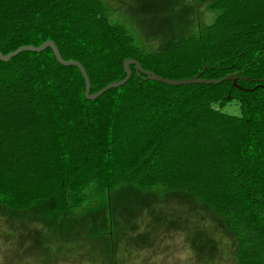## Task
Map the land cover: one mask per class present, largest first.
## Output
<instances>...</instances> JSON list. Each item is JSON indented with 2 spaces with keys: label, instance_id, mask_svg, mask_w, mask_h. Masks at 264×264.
<instances>
[{
  "label": "trees",
  "instance_id": "obj_1",
  "mask_svg": "<svg viewBox=\"0 0 264 264\" xmlns=\"http://www.w3.org/2000/svg\"><path fill=\"white\" fill-rule=\"evenodd\" d=\"M210 24L148 51L101 0H0V51L54 40L81 62L90 93L122 79L136 59L162 77L220 78L171 85L132 73L84 96L74 65L49 47L0 59V205L54 211L83 205L96 182L181 191L216 215L236 264H264V0H212ZM234 100L238 115L223 111Z\"/></svg>",
  "mask_w": 264,
  "mask_h": 264
},
{
  "label": "rangeland",
  "instance_id": "obj_2",
  "mask_svg": "<svg viewBox=\"0 0 264 264\" xmlns=\"http://www.w3.org/2000/svg\"><path fill=\"white\" fill-rule=\"evenodd\" d=\"M148 51H163L213 22L212 0H101ZM223 111L240 112L228 101ZM52 198L27 209L0 205V264H236L222 221L181 191L96 182L71 212Z\"/></svg>",
  "mask_w": 264,
  "mask_h": 264
},
{
  "label": "water",
  "instance_id": "obj_3",
  "mask_svg": "<svg viewBox=\"0 0 264 264\" xmlns=\"http://www.w3.org/2000/svg\"><path fill=\"white\" fill-rule=\"evenodd\" d=\"M49 47L50 49H52L53 55H55L56 60L63 66H67V65H74L77 68H79V70L81 71L83 80L85 82V89H84V96H86V98L88 99H95L96 97H98V95L102 94L103 92L109 90V88L112 87H118L123 85L126 80L130 77L131 73H132V69H131V64L135 66V73L136 75L143 73L145 74V78L149 79V80H157V81H161L163 83H167V84H171V85H180V84H190V83H194V82H198V83H219L225 79H232L233 82H235L236 77H234V74H226L223 75V77L220 78H202L198 75H194L193 77H187V78H180V79H175V78H170V77H162L158 74H156L154 71H150L148 69H145L143 66H141L140 62L136 59L127 57L123 60V67L125 70V75L123 76L122 79L119 80H112L109 82V84L103 86L102 88H99L97 90H95V92L90 93V82H89V78L86 72V69L83 67V65L81 64V62H79L78 60H74V59H64L62 57V54H60L59 49L55 43L54 40H44L41 44H38L37 46L35 45H30V44H22L21 46L8 51V53L3 54L0 51V59L3 61H8L13 55L23 51V50H30V51H41L44 50L45 48Z\"/></svg>",
  "mask_w": 264,
  "mask_h": 264
}]
</instances>
